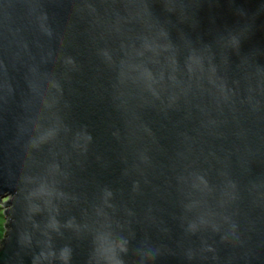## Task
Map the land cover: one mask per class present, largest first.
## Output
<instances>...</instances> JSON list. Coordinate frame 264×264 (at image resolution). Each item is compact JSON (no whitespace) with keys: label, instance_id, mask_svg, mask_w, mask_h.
I'll use <instances>...</instances> for the list:
<instances>
[{"label":"water","instance_id":"obj_1","mask_svg":"<svg viewBox=\"0 0 264 264\" xmlns=\"http://www.w3.org/2000/svg\"><path fill=\"white\" fill-rule=\"evenodd\" d=\"M0 264H264V0H0Z\"/></svg>","mask_w":264,"mask_h":264},{"label":"rangeland","instance_id":"obj_2","mask_svg":"<svg viewBox=\"0 0 264 264\" xmlns=\"http://www.w3.org/2000/svg\"><path fill=\"white\" fill-rule=\"evenodd\" d=\"M1 206V204H0ZM2 209V206L0 207ZM4 223H5V219L3 218V216L0 213V238L2 237L5 229H4Z\"/></svg>","mask_w":264,"mask_h":264},{"label":"trees","instance_id":"obj_3","mask_svg":"<svg viewBox=\"0 0 264 264\" xmlns=\"http://www.w3.org/2000/svg\"><path fill=\"white\" fill-rule=\"evenodd\" d=\"M0 207H1V206H0ZM2 211H3V210L0 208V213H1V215H2ZM2 216H3V215H2Z\"/></svg>","mask_w":264,"mask_h":264}]
</instances>
